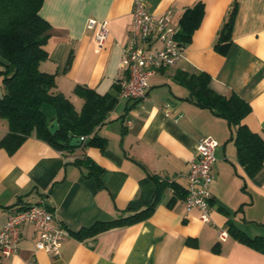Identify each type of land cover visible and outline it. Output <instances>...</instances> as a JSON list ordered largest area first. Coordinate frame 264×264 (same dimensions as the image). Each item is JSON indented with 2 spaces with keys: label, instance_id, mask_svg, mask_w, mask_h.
Returning <instances> with one entry per match:
<instances>
[{
  "label": "crops",
  "instance_id": "1",
  "mask_svg": "<svg viewBox=\"0 0 264 264\" xmlns=\"http://www.w3.org/2000/svg\"><path fill=\"white\" fill-rule=\"evenodd\" d=\"M133 1H43L39 13L50 23L51 34L40 69L55 74V90L76 110L84 103L74 92L77 85L104 95L115 93L126 78L121 58L132 28ZM197 3L202 16L182 57L148 76V98L116 92L115 106L94 130L103 145L82 141L59 149L32 134L13 152L0 147V230L11 211L41 204L69 231L53 254L36 249L37 234L26 224L18 250L8 258L0 254V264H264V249L231 231L250 240L264 238V165L249 174L238 158L235 128L190 99L175 77L180 70L202 71L215 92L238 94L251 108L242 123L264 138V0H147L156 16L171 11L179 29L184 13ZM232 8L230 32L224 35ZM89 18L108 23L101 47L86 26ZM42 109L55 119L52 106ZM7 132L0 117V140ZM203 136L218 143L210 222L185 205L186 174ZM156 180L165 184L146 218L95 236L74 235L142 208L156 193ZM220 230L228 233L224 240Z\"/></svg>",
  "mask_w": 264,
  "mask_h": 264
},
{
  "label": "trees",
  "instance_id": "2",
  "mask_svg": "<svg viewBox=\"0 0 264 264\" xmlns=\"http://www.w3.org/2000/svg\"><path fill=\"white\" fill-rule=\"evenodd\" d=\"M43 1L0 0V117L8 124V132L0 140V147L13 152L32 134L59 149L73 148L68 145L73 136H86L84 146H101L105 142L94 134V130L106 121L117 102L116 92H120L121 87L116 86L115 93L101 95L92 88L77 85L74 92L84 99L80 111L68 97L55 90V74L40 69V63L48 57L45 45L51 34L50 23L39 13ZM202 12V4L197 3L184 13L176 36L179 42L186 45L190 33L200 22ZM234 12L232 8L224 35L230 32ZM175 77L188 88L190 99L225 118L235 128L233 139L238 158L249 174H255L264 165V138L242 123L251 110L249 103L234 92L229 96L215 92L209 86L210 77L205 72L180 70ZM44 105L54 109V118L58 121L55 133L48 128L52 119L44 113ZM77 162L85 163L84 160ZM164 184L156 180V193L142 208L110 222L81 228L74 235L78 238L95 236L105 229L146 218L158 201ZM231 231L264 249V238L250 240L234 229Z\"/></svg>",
  "mask_w": 264,
  "mask_h": 264
},
{
  "label": "built area",
  "instance_id": "3",
  "mask_svg": "<svg viewBox=\"0 0 264 264\" xmlns=\"http://www.w3.org/2000/svg\"><path fill=\"white\" fill-rule=\"evenodd\" d=\"M132 28L122 48L121 67L126 78L120 81V95L134 100L148 98V76L158 70L174 65L183 55L185 45L176 38L179 28L173 23L171 11L154 15L147 6V0H134ZM87 28L93 31L98 46H103L109 34L106 20L89 18ZM81 141L86 136H80ZM217 141L203 136L197 141L195 157L186 174L187 187L185 205L188 211L197 209L202 222L211 221L212 193L210 185L214 178L215 148ZM32 225L37 234L36 249L58 254L63 238L69 231L56 222L54 214L41 204H31L11 211L0 230V254L8 258L18 250L24 225ZM226 230H220L218 237L224 240Z\"/></svg>",
  "mask_w": 264,
  "mask_h": 264
},
{
  "label": "water",
  "instance_id": "4",
  "mask_svg": "<svg viewBox=\"0 0 264 264\" xmlns=\"http://www.w3.org/2000/svg\"><path fill=\"white\" fill-rule=\"evenodd\" d=\"M49 130L51 133H55L56 130L58 129V121L57 119H53L51 123L48 126ZM82 141L79 136H73L70 141L68 142V145L70 146H79L81 145ZM63 144H66L63 142Z\"/></svg>",
  "mask_w": 264,
  "mask_h": 264
},
{
  "label": "rangeland",
  "instance_id": "5",
  "mask_svg": "<svg viewBox=\"0 0 264 264\" xmlns=\"http://www.w3.org/2000/svg\"><path fill=\"white\" fill-rule=\"evenodd\" d=\"M44 110V109H43ZM45 112V111H44Z\"/></svg>",
  "mask_w": 264,
  "mask_h": 264
}]
</instances>
